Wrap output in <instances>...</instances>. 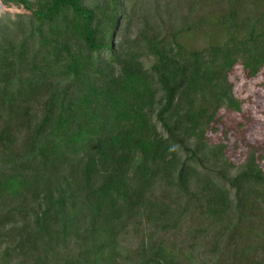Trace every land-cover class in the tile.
Wrapping results in <instances>:
<instances>
[{
  "label": "trees",
  "instance_id": "1",
  "mask_svg": "<svg viewBox=\"0 0 264 264\" xmlns=\"http://www.w3.org/2000/svg\"><path fill=\"white\" fill-rule=\"evenodd\" d=\"M206 1L0 0V264H264V0Z\"/></svg>",
  "mask_w": 264,
  "mask_h": 264
},
{
  "label": "rangeland",
  "instance_id": "2",
  "mask_svg": "<svg viewBox=\"0 0 264 264\" xmlns=\"http://www.w3.org/2000/svg\"><path fill=\"white\" fill-rule=\"evenodd\" d=\"M194 0H148L147 2V8L153 9L158 8L159 11L165 10L167 7H169L173 12V17L175 20V24H179L180 18L179 16L181 13H186V10L189 7V4ZM222 0H208L205 3V6L199 11V15H207L209 14L210 9L214 11H218L221 7ZM0 11H7L10 13L15 12H23V9L21 7H17L14 5L6 6L1 4L0 2ZM135 27H132V34L131 37H134ZM200 43H202V40H200ZM147 62V61H146ZM148 63V62H147ZM252 83V84H251ZM250 83L251 90H248V87L241 86L239 93L240 97L247 102V106L253 105L252 100L254 99L252 93L254 91H262L264 95V70L260 76L255 82ZM250 111L247 110V114ZM254 118H258L260 121H264V102L261 103L260 106H256L252 112ZM258 137V135L256 136ZM235 172V169L232 171V173ZM163 187V186H162ZM160 189V185L158 186ZM187 227V226H186ZM183 227L181 230L176 232L173 235L168 236L172 243L175 242L176 245L181 248L183 251V255L181 258L182 264H211L213 261H216V257L214 254H212L208 250V241L209 239H205L200 242V244L195 248L192 249L190 247L191 242L193 241L192 233L187 231V228ZM129 232L125 234L122 238L121 243V249L124 254H127V252H133L138 249L139 246H142L143 243L147 240V231L144 227V225L141 226H131L128 229ZM127 264H131L128 263Z\"/></svg>",
  "mask_w": 264,
  "mask_h": 264
}]
</instances>
